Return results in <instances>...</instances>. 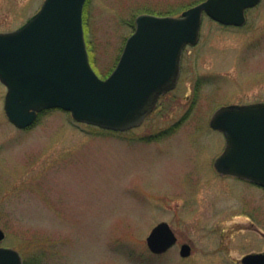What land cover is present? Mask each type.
<instances>
[{"label": "rangeland", "instance_id": "rangeland-1", "mask_svg": "<svg viewBox=\"0 0 264 264\" xmlns=\"http://www.w3.org/2000/svg\"><path fill=\"white\" fill-rule=\"evenodd\" d=\"M194 1L87 0L95 71L113 72L139 15L182 12ZM44 2L0 0V33L23 27ZM246 15L242 27L205 17L177 88L126 132L60 109L18 129L0 81V247L18 251L24 264H242L263 252L264 189L217 172L226 139L210 127L220 107L264 102V0ZM161 222L178 243L156 256L147 237ZM183 244L192 247L188 258Z\"/></svg>", "mask_w": 264, "mask_h": 264}, {"label": "water", "instance_id": "water-1", "mask_svg": "<svg viewBox=\"0 0 264 264\" xmlns=\"http://www.w3.org/2000/svg\"><path fill=\"white\" fill-rule=\"evenodd\" d=\"M262 0H205L179 17L142 14L127 39L114 71L101 78L93 69L84 30L87 0H45L22 28L0 33V81L7 87L4 109L18 129L36 124L47 110L70 112L79 123L115 132L140 126L159 99L176 89L187 46L200 41L205 16L242 27L246 12ZM210 127L226 139L216 170L264 188V102L218 108ZM0 229V242L5 239ZM178 238L167 222L147 237L155 255L168 252ZM192 254L189 244L180 255ZM242 264H264V252ZM0 264H24L22 255L0 247Z\"/></svg>", "mask_w": 264, "mask_h": 264}, {"label": "trees", "instance_id": "trees-1", "mask_svg": "<svg viewBox=\"0 0 264 264\" xmlns=\"http://www.w3.org/2000/svg\"><path fill=\"white\" fill-rule=\"evenodd\" d=\"M204 0H195L194 2L190 3L187 8H185L182 12H177V13H168V12H162L159 10H152V11H148V13L153 14V15H157V16H180L185 10H187L190 7H193L197 4H199L200 2H202ZM134 26H135V21H134ZM107 77V75L105 76V78Z\"/></svg>", "mask_w": 264, "mask_h": 264}, {"label": "flooded vegetation", "instance_id": "flooded-vegetation-1", "mask_svg": "<svg viewBox=\"0 0 264 264\" xmlns=\"http://www.w3.org/2000/svg\"><path fill=\"white\" fill-rule=\"evenodd\" d=\"M218 173H219V172H218ZM219 174H220V173H219ZM220 175L223 176V177H231V178H233V179L241 180V181L247 182V183H249L250 185H253V186H255V187H258V188L264 189V188L259 187V186L255 185V184H253V183H251V182L245 180V179H242V178H238V177L230 176V175H222V174H220ZM263 252H264V251H263ZM260 253H261V252H260Z\"/></svg>", "mask_w": 264, "mask_h": 264}]
</instances>
